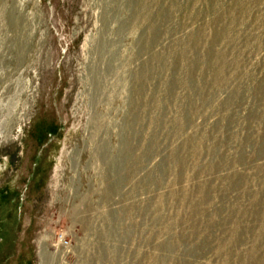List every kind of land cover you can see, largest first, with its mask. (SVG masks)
<instances>
[{
    "label": "rangeland",
    "instance_id": "obj_1",
    "mask_svg": "<svg viewBox=\"0 0 264 264\" xmlns=\"http://www.w3.org/2000/svg\"><path fill=\"white\" fill-rule=\"evenodd\" d=\"M0 264H264V0H0Z\"/></svg>",
    "mask_w": 264,
    "mask_h": 264
}]
</instances>
